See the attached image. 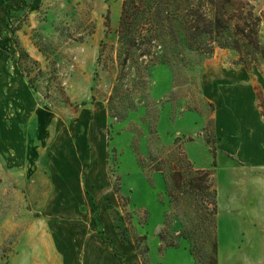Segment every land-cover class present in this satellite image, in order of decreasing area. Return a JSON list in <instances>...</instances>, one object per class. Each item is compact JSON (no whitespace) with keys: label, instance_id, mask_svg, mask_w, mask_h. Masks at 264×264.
<instances>
[{"label":"rangeland","instance_id":"374dc122","mask_svg":"<svg viewBox=\"0 0 264 264\" xmlns=\"http://www.w3.org/2000/svg\"><path fill=\"white\" fill-rule=\"evenodd\" d=\"M123 1L0 0V264L30 207L24 164L43 178L78 163L104 182L75 201L112 220L97 231L115 254L130 246L127 264H205L217 146L203 77L239 52L214 41L208 0H137L121 24ZM235 1L264 15V0ZM244 60L264 114V51Z\"/></svg>","mask_w":264,"mask_h":264},{"label":"crops","instance_id":"0c3cea01","mask_svg":"<svg viewBox=\"0 0 264 264\" xmlns=\"http://www.w3.org/2000/svg\"><path fill=\"white\" fill-rule=\"evenodd\" d=\"M259 36L264 42V19ZM251 73L244 65L210 61L203 77L204 94L215 106L217 264H264V114ZM24 167L20 185L30 207L9 264L129 263L130 246L123 244L124 256L115 254L97 231L95 221L108 232L112 220L96 212L94 219L75 201L85 194L93 203L101 176H82L79 163L43 178H36L38 166Z\"/></svg>","mask_w":264,"mask_h":264},{"label":"trees","instance_id":"16d2710c","mask_svg":"<svg viewBox=\"0 0 264 264\" xmlns=\"http://www.w3.org/2000/svg\"><path fill=\"white\" fill-rule=\"evenodd\" d=\"M137 0H124L121 14V24L129 22L133 18V12L131 10V4L134 5ZM139 1V0H138ZM214 8V26L216 29V38L214 41H218L219 45L224 47H230L239 52L240 64L247 66V62L244 60L245 55H249L251 58L257 53H263L264 43L261 41L259 36V26L261 21L264 19V15H256L251 9L247 10L245 15L241 10L244 8L242 4L237 6L235 0H208ZM246 5H249L246 3ZM238 13V14H236ZM234 18L238 19V22L232 23ZM224 32L231 37L229 42L226 39L221 40ZM226 42V43H225ZM180 176V174H177ZM174 188L177 187L175 178H172ZM171 196V194H170ZM213 210L215 217V235L212 240V245L206 252L205 264H217V244H216V189L213 187ZM145 264V262H143Z\"/></svg>","mask_w":264,"mask_h":264}]
</instances>
